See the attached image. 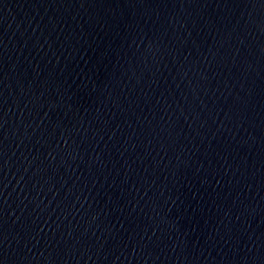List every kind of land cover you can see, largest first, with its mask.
<instances>
[{"label": "water", "instance_id": "obj_1", "mask_svg": "<svg viewBox=\"0 0 264 264\" xmlns=\"http://www.w3.org/2000/svg\"><path fill=\"white\" fill-rule=\"evenodd\" d=\"M0 264H264V0H0Z\"/></svg>", "mask_w": 264, "mask_h": 264}]
</instances>
